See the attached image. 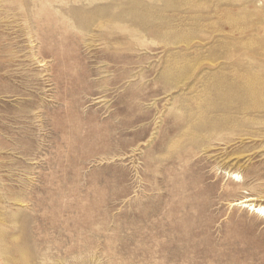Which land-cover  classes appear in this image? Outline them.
Masks as SVG:
<instances>
[{
    "label": "rangeland",
    "instance_id": "374dc122",
    "mask_svg": "<svg viewBox=\"0 0 264 264\" xmlns=\"http://www.w3.org/2000/svg\"><path fill=\"white\" fill-rule=\"evenodd\" d=\"M0 99V264H264V0H0Z\"/></svg>",
    "mask_w": 264,
    "mask_h": 264
},
{
    "label": "bare ground",
    "instance_id": "6f19581e",
    "mask_svg": "<svg viewBox=\"0 0 264 264\" xmlns=\"http://www.w3.org/2000/svg\"><path fill=\"white\" fill-rule=\"evenodd\" d=\"M102 96V95H101ZM104 96V95H103ZM1 100V99H0ZM19 118V117H18ZM249 199L248 198H245L244 200H242L240 203H242V202H246V201H248ZM235 203V202H234ZM249 205V204H248ZM251 205V204H250ZM258 205V204H257ZM255 208V206H253L252 207V209H254ZM255 210L256 211H258V212H260L261 214H263V216H264V206H258V207H256L255 208ZM136 216V215H135ZM139 220V219H138ZM179 246V245H178Z\"/></svg>",
    "mask_w": 264,
    "mask_h": 264
}]
</instances>
